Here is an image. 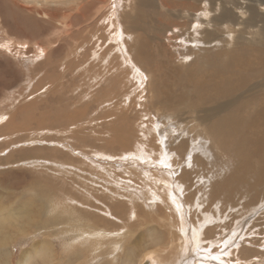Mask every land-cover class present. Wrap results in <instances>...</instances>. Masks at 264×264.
<instances>
[{"label":"rangeland","instance_id":"obj_1","mask_svg":"<svg viewBox=\"0 0 264 264\" xmlns=\"http://www.w3.org/2000/svg\"><path fill=\"white\" fill-rule=\"evenodd\" d=\"M46 2L0 0V264L167 249L164 166L191 264H264V0Z\"/></svg>","mask_w":264,"mask_h":264},{"label":"bare ground","instance_id":"obj_2","mask_svg":"<svg viewBox=\"0 0 264 264\" xmlns=\"http://www.w3.org/2000/svg\"><path fill=\"white\" fill-rule=\"evenodd\" d=\"M29 1V0H27ZM35 1V0H33ZM43 1V0H42ZM45 2L47 0H44ZM67 1V0H66ZM70 1V0H69ZM32 3V2H31ZM47 3V2H46ZM112 3V2H111ZM86 4V3H85ZM228 4V3H227ZM229 6V5H228ZM242 14V13H241ZM226 15V14H225ZM224 15V16H225ZM111 17V16H110ZM126 17V15H125ZM223 18V17H222ZM128 20V19H127ZM126 20V21H127ZM113 21V20H111ZM233 23V22H232ZM250 23V22H249ZM111 24V23H110ZM114 24V23H113ZM128 24V23H127ZM249 27V25H248ZM117 28V27H116ZM118 34V33H117ZM121 34V33H119ZM119 36V35H118ZM262 38V37H261ZM260 42V41H259ZM261 43V42H260ZM259 43V44H260ZM250 44V43H249ZM252 44V43H251ZM84 48V47H83ZM255 48V47H254ZM259 48V47H258ZM5 49V48H4ZM247 52V51H246ZM259 57V56H258ZM261 57V56H260ZM31 59V58H30ZM32 60V59H31ZM263 61V60H262ZM250 65V64H249ZM257 66V65H256ZM141 71V70H140ZM206 73V72H205ZM141 75V74H140ZM145 75V74H143ZM145 78V77H144ZM220 78V77H219ZM134 79V78H133ZM142 80V79H139ZM140 82V81H139ZM142 82V81H141ZM195 85V84H194ZM210 90V89H209ZM264 91V90H263ZM260 93V92H259ZM202 98V97H201ZM192 100V99H191ZM228 100V99H227ZM170 102V101H169ZM231 103V101H229ZM236 102V101H234ZM171 104V103H170ZM189 104V103H188ZM236 104V103H235ZM179 105V104H178ZM214 105V104H213ZM177 107V106H176ZM192 108V107H191ZM220 108V107H219ZM218 108V109H219ZM223 108V107H222ZM221 109V108H220ZM215 111V110H214ZM213 111V112H214ZM173 113V112H172ZM238 114V113H237ZM12 116V115H11ZM215 116V115H214ZM206 118V117H205ZM8 119V118H7ZM9 119H11V117H9ZM168 121V120H167ZM142 155V154H141ZM151 155V154H150ZM153 156V155H152ZM157 157V156H156ZM155 157V158H156ZM159 157V156H158ZM157 157V158H158ZM154 160L152 158H148L145 162L149 163L150 165L153 164L155 166H163V165H168V159L167 157L164 155L163 157L158 158V160ZM142 159V158H141ZM149 165V166H150ZM174 167V166H173ZM148 168V167H147ZM146 169V168H145ZM150 173L152 175V181H153V195H157L160 194L159 198L165 199L167 201L166 203V209L168 211V215H169V223L167 225H165V227L167 229H169V231H171V235L172 238L170 240V243L166 242L168 246V248H163L164 250L161 249H149L146 252H144L139 260L138 264H143L145 261H147L150 264H191L190 261V251L192 246L195 245L196 241L201 240L199 237V231L196 229V226L193 225L192 226L189 225V222L187 220V217L185 215V210H184V206H183V200H182V194L180 195L182 189L179 187V184H177L176 182H174L173 179L175 172L173 171V169L171 170L169 167H155L150 169ZM244 171V170H243ZM148 172V171H147ZM145 172V174L147 173ZM162 172V173H161ZM232 176V175H231ZM182 178V177H181ZM151 179V178H150ZM196 179V178H195ZM87 182V181H86ZM62 187V186H61ZM167 190L168 193H170V195L167 194H163L162 191ZM64 192V191H63ZM62 194V193H61ZM49 200V199H48ZM188 201V200H187ZM186 201V202H187ZM50 202V201H49ZM185 202V200H184ZM201 205V204H200ZM57 207V205H56ZM50 209V208H49ZM188 209V208H187ZM5 211V210H4ZM9 211V210H8ZM22 211V210H21ZM224 211V210H223ZM58 212V211H57ZM175 212L176 216H175ZM11 213V212H10ZM9 213V214H10ZM8 214V213H6ZM12 214V213H11ZM14 214V213H13ZM207 214L205 213V216ZM211 215V214H210ZM209 215V216H210ZM8 216V215H7ZM56 216V215H55ZM188 216V215H187ZM203 216V217H205ZM206 216V219H208ZM219 216V215H218ZM10 217V216H9ZM212 217V216H211ZM154 218L156 219V221L158 219H161L162 223L164 221L163 217L160 215H154ZM219 218V217H218ZM209 221L211 220L210 217L208 219ZM166 221V220H165ZM194 221V220H193ZM212 221V220H211ZM219 221V220H218ZM1 222V220H0ZM204 222V221H203ZM208 222V221H207ZM213 222V221H212ZM206 223V222H205ZM195 224V223H194ZM86 226V225H83ZM82 227V226H81ZM203 227V226H202ZM74 229V232L76 234H79L78 236H84V233L87 236H90V232L86 233L87 231H84L83 228L81 229L80 226L79 227H71ZM204 228V227H203ZM92 233V232H91ZM204 233V231H203ZM72 234V233H71ZM99 234V232L97 233ZM155 234V233H153ZM93 235V234H92ZM206 235H210V234H206ZM94 236V235H93ZM81 238V237H80ZM152 238V237H151ZM76 239V238H75ZM160 239V238H159ZM156 240H158V238H154L153 242H155ZM44 247L45 245H43L42 247L36 248L34 247V251L33 253L31 252H24L20 261L18 262V264H30V260L32 259L33 255H38V257H42L43 259V254H44ZM157 247H160L157 246ZM196 247V246H195ZM128 254V253H127ZM126 254V255H127ZM130 254V253H129ZM43 255V256H42ZM75 256V255H74ZM130 256V255H129ZM192 259V257H191ZM71 260V259H70ZM129 259L128 260H124V264H129ZM258 261V260H257ZM263 261V260H262ZM254 262V261H253ZM69 263V262H68ZM237 263V262H236Z\"/></svg>","mask_w":264,"mask_h":264},{"label":"water","instance_id":"obj_3","mask_svg":"<svg viewBox=\"0 0 264 264\" xmlns=\"http://www.w3.org/2000/svg\"><path fill=\"white\" fill-rule=\"evenodd\" d=\"M143 264H150V263H148L147 261H145Z\"/></svg>","mask_w":264,"mask_h":264},{"label":"snow or ice","instance_id":"obj_4","mask_svg":"<svg viewBox=\"0 0 264 264\" xmlns=\"http://www.w3.org/2000/svg\"><path fill=\"white\" fill-rule=\"evenodd\" d=\"M215 259H219V257H214Z\"/></svg>","mask_w":264,"mask_h":264}]
</instances>
